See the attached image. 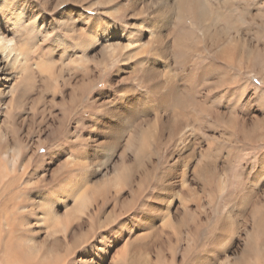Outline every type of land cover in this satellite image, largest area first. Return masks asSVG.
<instances>
[{
  "label": "bare ground",
  "instance_id": "obj_1",
  "mask_svg": "<svg viewBox=\"0 0 264 264\" xmlns=\"http://www.w3.org/2000/svg\"><path fill=\"white\" fill-rule=\"evenodd\" d=\"M50 4L51 19L0 0V264H71L78 249L75 264H264V35L249 28L264 7ZM83 99L82 150L34 159L63 130L55 108ZM237 145L247 169L229 160Z\"/></svg>",
  "mask_w": 264,
  "mask_h": 264
},
{
  "label": "rangeland",
  "instance_id": "obj_2",
  "mask_svg": "<svg viewBox=\"0 0 264 264\" xmlns=\"http://www.w3.org/2000/svg\"><path fill=\"white\" fill-rule=\"evenodd\" d=\"M27 1H29V2H31L32 3V5H33V7H34V10L35 11H37L38 13H39V15H40V13H41V16H43V17H46V18H49V19H51V18H53V17H55V11H54V4L53 5H51L50 3H51V1L52 0H27ZM33 1V2H32ZM248 1V6H252L253 4H254V7H256V6H259V7H264V0H247ZM45 2V3H44ZM36 5V6H35ZM41 5V6H40ZM44 6V7H43ZM43 9H42V8ZM46 8V9H45ZM49 8V9H48ZM38 9H39V11H38ZM47 10V12L45 13V10ZM50 10V11H49ZM69 10H73V7H69V9H68V11H66L65 13H68L69 12ZM43 11V12H42ZM50 12V13H49ZM94 12L95 11H92V12H90V14L91 15H93L94 14ZM49 13V14H48ZM53 13V14H52ZM93 13V14H92ZM127 21H128V19H125V18H120V19H118L117 21L116 20H114L113 21V23L115 24V25H117L118 27H121V25H123L124 23L125 24H127L128 25V23H127ZM249 28L252 30L250 33H251V35H258V33L260 32V34H262V35H264L263 33V31H264V26H262L261 28H260V30L258 31V32H255L254 30L255 29H257V25H255V24H249ZM55 28V27H54ZM126 28H128V27H126ZM55 30V29H54ZM261 30H262V32H261ZM51 35H53V34H51ZM38 44H39V46H38V48H37V50L36 51H40L41 52V57L40 58H44V55H45V57L47 58L48 57V52H47V49H48V46H49V43L48 42H37ZM47 43V44H46ZM48 45V46H47ZM44 46V47H43ZM47 46V47H46ZM54 51H55V48H54ZM58 52H59V50H58ZM58 55V56H57ZM55 58H56V60H57V62L56 63H58L59 64V59H60V57H59V54H56L55 56H54ZM63 61H64V63H65V65H66V67H67V65L69 64V62H68V60H67V57H65L64 56V59H63ZM117 61V60H116ZM91 66H93V64H91ZM56 70H54L53 71V74H54V79H56L55 80V82H53V85L51 86V90H49V93H48V95H47V99H48V101L50 100V98H52V96H55V95H57V93H59V91H60V84L59 83H57L56 84V81L57 80H60V77H62L63 75H64V77L66 76L64 73H66V71H65V69L66 68H61L60 66L58 67V68H55ZM60 70V71H59ZM60 73H59V72ZM62 71V72H61ZM233 72H235V71H233ZM62 73V74H61ZM109 74V73H108ZM108 74H103V73H100L99 75H98V78L100 79L95 85H94V88H93V86L91 87V89H92V92L94 93V94H96L99 90H101V89H103V90H105L106 89V80H107V78H108ZM106 75V76H105ZM252 76V74L250 75V74H246L245 75V77L243 78L244 80L246 79H249L248 80V82H249V85H251V83L253 84V83H255L254 82V79H253V77L252 78H250ZM257 80V79H256ZM105 82V83H104ZM122 83H128V81H121ZM258 82V81H257ZM259 83V86H260V88L262 89V90H264V81H259L258 82ZM55 86V87H54ZM59 86V87H58ZM53 87V88H52ZM57 87H58V89H57ZM100 87V88H99ZM52 89H54V90H52ZM135 89L136 90H138V91H143L140 87H138V86H136L135 87ZM96 90V91H95ZM247 92H248V94L250 93V88L248 87L247 88ZM48 101H46V103L48 102ZM47 106V105H46ZM49 107V106H48ZM67 109H66V108ZM65 107H63V105H58L56 108H55V110H57V113H56V115H58V116H55L56 118H55V120L57 121L58 120V118L59 119H61V115H60V112H58V110H60V108L62 109V111H63V109L65 110V120H63V130H62V132L59 134V138H58V136L56 137L55 136V138L53 137L52 139H50L48 142H47V144H45L46 146L44 147V146H41L40 148H38V150H35L37 153H35V151H34V159H36L37 157H40V156H45V154L49 157L50 155H52V154H54V153H56L57 152V150H59V148L60 149H64L65 148V146H66V148L64 149V150H66L69 154H72V153H74V152H79V151H81L82 150V148L84 147L83 145H82V143L79 141V142H77L76 141V138L79 140V137L80 136H82L84 133H86V130H85V128H84V126H83V122L88 118V116H89V113H90V115H92L93 113V110L91 109V110H87L86 109V112H85V108H87L88 107V103L86 102V100L85 99H83V100H81L79 103H76V104H74L71 108H69V106L67 107V106H65ZM75 109V111H73ZM83 109H84V111H83ZM53 110V108H51L50 110L49 109H47V112H51ZM78 110V111H77ZM67 111V112H66ZM68 111H70V112H68ZM82 111V112H81ZM92 111V112H91ZM74 112V113H73ZM79 112V113H78ZM89 112V113H88ZM26 113V112H25ZM73 113V114H72ZM81 113V114H80ZM83 113V114H82ZM31 112L29 111L28 112V115L29 116H31ZM86 115V116H85ZM70 116V117H69ZM84 117H86V118H84ZM80 118V119H79ZM81 118H83V119H81ZM71 119H73V120H71ZM78 120V121H77ZM41 120L39 119V120H37V123H39ZM72 121V122H71ZM52 122V121H51ZM51 122H50V124H51ZM76 122V123H75ZM82 122V123H81ZM73 123V124H72ZM70 124V125H69ZM81 125V126H77V128H79V127H83L84 128V130H80V132H79V130H75V127L74 126H76V125ZM68 125V126H67ZM73 125V126H72ZM68 127H69V129H68ZM78 131V132H77ZM84 131V132H83ZM73 132V133H72ZM74 134V135H73ZM23 135H25V136H27L26 134H25V132H23ZM62 135V136H61ZM69 135V136H68ZM77 135H79V136H77ZM65 136V137H64ZM68 137V138H67ZM45 137H43V139H44ZM34 139V141H35V138H33ZM75 139V140H74ZM52 140V141H51ZM68 140H70L69 142H68ZM74 141H75V144H73L74 143ZM50 142V143H49ZM67 142V144H69V146L68 145H66L65 143ZM76 143H78V144H76ZM51 144V145H50ZM61 145H63V146H61ZM73 145V146H72ZM51 146V147H50ZM71 146V147H70ZM69 147V148H68ZM76 150H75V149ZM81 148V149H80ZM79 149V150H78ZM69 150V151H68ZM73 152H72V151ZM75 150V151H74ZM47 151H49V152H47ZM55 151V152H54ZM47 152V153H46ZM71 152V153H70ZM243 153H246V151H245V149H244V147L243 146H241V145H237L236 147L234 146L233 147V150H232V152H231V156H230V162L232 163V166H240V167H242L243 169H247V168H249V166H250V161H252V159H251V155H248V156H244L243 155ZM263 153H264V145H263ZM40 154V155H39ZM49 154V155H48ZM38 155V156H37ZM242 155H243V158H242ZM46 156V159L48 158ZM27 168H28V170H30V171H32L33 169H34V167L32 166V165H28L27 166ZM30 173V172H29ZM45 188H47V186L45 187ZM218 201H221V200H218ZM216 205H217V203H216ZM214 207H216V206H214ZM212 215V217L211 218H214L215 216H216V214L214 213V211H213V213L211 214ZM109 230V229H108ZM107 230V231H108ZM106 231V232H107ZM203 233H207V231L204 229L203 230ZM79 249L77 250V253H75V256H73V260H72V262H71V264H75L76 263V257L79 255Z\"/></svg>",
  "mask_w": 264,
  "mask_h": 264
}]
</instances>
